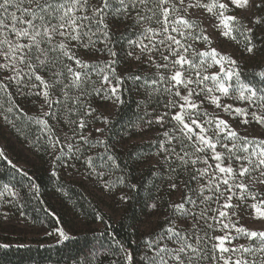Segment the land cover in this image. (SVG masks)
<instances>
[{"label":"snow or ice","instance_id":"1","mask_svg":"<svg viewBox=\"0 0 264 264\" xmlns=\"http://www.w3.org/2000/svg\"><path fill=\"white\" fill-rule=\"evenodd\" d=\"M206 24L237 45L243 37L244 52L264 48V0H0V116L11 123L6 113L24 112L18 96L42 100L32 119L54 164L67 147L111 190L102 169L119 168L106 138L112 120L91 97L118 110L135 93L138 126L155 129L158 195L146 206L158 227L138 256L115 241L108 264H264V86L242 79ZM117 44L139 72L118 69ZM258 75L264 85V70ZM96 148L103 153L86 155ZM18 196L0 189V201ZM54 233L56 243L71 238Z\"/></svg>","mask_w":264,"mask_h":264},{"label":"trees","instance_id":"2","mask_svg":"<svg viewBox=\"0 0 264 264\" xmlns=\"http://www.w3.org/2000/svg\"><path fill=\"white\" fill-rule=\"evenodd\" d=\"M260 35L261 31L258 30L257 36ZM239 39L242 54L238 63L243 73L242 79L247 77L246 82L251 81L258 87L264 86L258 83V73L264 70V48L256 51L255 55L249 54L243 51V37ZM257 47L259 48V43ZM116 48L122 61L121 65L117 66L120 71L130 70L135 73L141 70L133 61L124 58L121 44H117ZM90 99L93 106L99 104V97ZM124 99L125 104L118 110L116 108L111 115L112 124L106 132L119 168L102 169L117 178V181H120L121 177L124 179L122 188L128 199L120 200V211L115 215L104 211V207L110 208V203L104 197L88 193L85 188L86 178H71L65 171H58V166L69 158L54 165L47 145L48 137L42 134L40 126L32 119L39 115L38 104L42 100L18 96L16 100L22 105L24 112L14 110L13 113H6L11 123L5 122L0 116V150L6 157H0V189L4 184H8L19 193L17 199L8 198L11 200V203H8L9 209L32 225L47 229H55L62 224L77 226L78 221L85 226L94 227L91 230L76 229L69 240L60 243H10L9 247L0 248V264H108L109 260L115 258L111 255V251L117 249L115 241L124 243L137 256L142 253L144 237L158 227L154 222L147 223L152 209L146 205L152 202V197L158 195L154 182L157 185L159 182L151 175L153 168L149 159L151 155H148L152 148L150 144L137 147L125 145L127 138L136 136L142 126H138L137 121V95L125 93ZM4 107L8 105L5 104ZM103 151V148H97V152ZM67 152L65 147L64 154ZM25 153L28 154V159H23L22 162L30 167L29 171L17 165L13 168L14 164L8 163V155L24 156ZM86 154L91 155L90 152ZM95 163L98 170H101L103 161L97 158ZM53 171H56L55 176ZM24 173H27V176ZM31 183L38 186L37 192H33L29 187ZM130 184H136L137 187L130 188ZM117 201L119 202V199ZM99 224L103 226L101 231L95 228ZM7 242L0 233V244Z\"/></svg>","mask_w":264,"mask_h":264},{"label":"rangeland","instance_id":"3","mask_svg":"<svg viewBox=\"0 0 264 264\" xmlns=\"http://www.w3.org/2000/svg\"><path fill=\"white\" fill-rule=\"evenodd\" d=\"M237 15H247V13H241L236 12ZM246 22V21H245ZM208 27V25H205ZM209 33L212 34V38L214 41L213 46L216 47L218 50H220L223 54H230L234 56L238 61L241 58V44L237 45L232 41L227 40L226 38H223L219 35L218 32H213V29L211 27H208ZM42 101L38 104V109L40 110V104ZM94 107L97 108V112L100 115L103 116H109L111 118V115L113 114L114 110L116 109V106L112 105L111 103L99 100V104L94 105ZM95 115V114H94ZM95 127H104V125L100 121L94 122ZM260 132V129L258 126H253V134H258ZM95 135V133H93ZM155 129L148 130L144 127H140L138 129V133L136 136H131L127 138L125 145H131L134 147H137L139 145H146L149 143L150 139L154 136ZM151 148V147H150ZM97 152V148L93 149L91 155L94 152ZM150 153H153V148L150 149L148 155L150 156ZM58 154V153H57ZM88 155V154H86ZM62 159H65L63 161V164L61 166H58V171H65V173L70 176L71 178L77 177V178H86V190L90 194H95L97 196L100 195V197H104L108 203H110L109 207H104V211H106L109 215H115L116 212L120 211V197L121 195H125L126 192L122 188V183L120 181H117L115 177L111 176L108 172H104V180H107L109 184L111 185V190L108 188H105L103 185V180L99 177H97L95 174L92 173V171L85 165L84 160L81 158L77 160L75 157L72 156L71 153L67 152L62 156ZM9 161L12 162V164L17 165L19 167H23L26 171H29L30 167L26 165V163L22 162L23 159H28V154L25 153L24 156H12L11 154L8 155ZM31 158V156L29 157ZM149 158L148 156L146 157ZM150 161L152 162L153 156H150ZM55 165V164H54ZM97 167V166H96ZM98 170V168H97ZM99 171V170H98ZM88 183V184H87ZM119 199V202L117 201ZM9 204L6 202L0 201V233L1 236L5 238L8 242L5 244H21V243H27V244H33V243H40V244H50V243H56V235L54 233V229H47L46 227H39L36 225H32V223L28 222L25 218H23L21 215L16 214L15 211L9 209ZM8 213V218L4 219L3 213ZM153 213V210H152ZM155 214L153 213L151 217L147 220V223L150 224L151 222L156 223L154 219ZM245 223H248L249 227L253 228H260L261 226L259 224H253L249 221H244ZM57 228H63L69 235L72 237L74 235L75 230H91L94 227L85 226L81 222L78 221L77 226L69 227L67 225L62 224L60 227ZM95 228L98 231H101L103 229V226L101 224L95 226ZM56 229V228H55ZM46 233H53V235L48 236ZM41 240V241H39ZM63 242V241H62ZM243 242V241H242Z\"/></svg>","mask_w":264,"mask_h":264}]
</instances>
